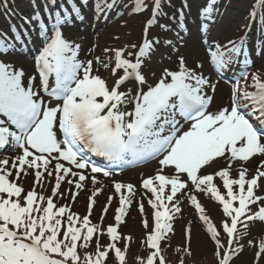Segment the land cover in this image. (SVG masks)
Returning <instances> with one entry per match:
<instances>
[{"label":"snow or ice","instance_id":"6c2138e0","mask_svg":"<svg viewBox=\"0 0 264 264\" xmlns=\"http://www.w3.org/2000/svg\"><path fill=\"white\" fill-rule=\"evenodd\" d=\"M31 3L32 15L21 14L17 24L13 5L0 0L8 19V30L0 29V264H127L133 237L120 225L133 206L147 247L137 264H167L161 244L171 241L189 208L215 264H233L249 248L252 264L264 261V64L252 59L264 56V0H254L245 34L224 44L212 32L218 0L198 9L195 37L187 0L171 17L163 8L172 0ZM149 8L139 42L102 49L94 42L85 50L72 33L88 11L95 26ZM157 25L175 40L152 36ZM253 26L258 38L250 48ZM185 37L193 39L190 48ZM161 47L178 53L174 67L153 68ZM20 56L31 57V71ZM229 73L227 100L213 108ZM150 162L155 169L138 185L115 179ZM89 187L82 214L74 205ZM204 195L221 211L218 222ZM110 209L114 222L105 227ZM193 224L181 226L179 264L196 257Z\"/></svg>","mask_w":264,"mask_h":264},{"label":"rangeland","instance_id":"374dc122","mask_svg":"<svg viewBox=\"0 0 264 264\" xmlns=\"http://www.w3.org/2000/svg\"><path fill=\"white\" fill-rule=\"evenodd\" d=\"M229 3L226 5V10L220 9L219 14L216 16V23L222 24L224 22V25L222 28L218 31L219 33V41L221 40V43L224 44L230 39H237L241 37V32L245 31V26L247 25L249 19V10L253 6L254 0H222V2ZM149 4H151V0L148 1ZM187 3L191 7V14L188 16V21H195L194 23L189 22L188 28L190 32L192 33V36L195 37L197 35V29L200 24V20H198V9L201 8L205 3L206 0H187ZM173 7H168L167 5L164 6L163 11L168 14L169 17L176 14V10L182 6L181 0H172ZM151 8H149V12L137 17H131L129 18L127 15L124 17H118L116 19L109 17L108 21L104 24L98 23L96 24L93 30H95V27L97 25L102 24L103 28L96 31V33H91L90 40L88 42V48L95 42L98 45H100L99 41L103 38H100L99 34H106V36H109L106 42L111 44L112 46H119L123 42H139L141 38L142 29L145 25L146 20L148 19L149 13ZM224 11V15L223 12ZM122 20H127V27H121ZM87 24L92 23V14L86 18L85 21ZM4 18L0 16V25L3 26ZM159 23L162 24H168L171 27H175V24L171 19L162 18L160 19ZM89 25V24H88ZM93 25V23L91 24ZM89 27H91L89 25ZM82 29V30H81ZM84 33L85 28L82 27V25H77L76 28L72 29L73 35H75L74 32ZM159 33L161 38L167 36L168 38H171L175 40V37L173 36L172 32H163L159 29V25L156 26V28L151 30V35L155 36ZM114 34H118L121 37L120 41H112L111 36ZM185 39L188 41V48L191 47L193 43V39L190 37H185ZM217 39V38H216ZM103 42V41H102ZM104 43V42H103ZM180 53H183L185 55H188V51L185 47H181L179 49ZM178 53L171 52L170 49L161 47L159 52L156 54L155 58L153 59V68L158 66L163 67H171V64L174 62L176 63V57ZM201 58H203V52H201ZM191 59V58H190ZM17 60H26L29 64V68L32 67V60L30 57H17ZM261 64H264V56L261 57L259 61H257L256 67H259ZM175 65V64H174ZM205 197V204H211L210 199L207 196ZM80 213H85V203H80L79 205ZM216 207V206H215ZM217 208V207H216ZM191 211V209L189 208ZM212 210V209H211ZM215 211L214 219L218 222L222 218L221 211L217 208ZM94 221H98L99 217L98 214L93 215ZM184 219H192L194 221L193 228L196 229V237L200 241L199 247H196V244L194 243V248L196 249V257L195 259H189L187 257H183L185 260V264H215V258L213 256V247L211 245V242L207 239L205 234L202 232L200 225L198 223H195V217L191 215L190 213H184ZM183 222V221H182ZM108 221H104V226L107 227ZM183 225V224H182ZM121 233L124 235H131L133 237V243L132 246L129 248L127 252V259L129 261H134L137 263V257L146 256L147 254V247L143 244V239L145 235V230L143 229L142 225L141 228H130L127 224H124V226L120 229ZM256 230H254L255 232ZM105 243H107V237L104 238ZM175 241V243H173ZM183 239L182 234L180 235H174L171 241H164L163 243V249L165 254V259L167 260V264H179L180 259L182 258V253L177 252L176 246L182 245ZM167 252V253H166ZM171 253V254H170ZM253 262V249H246L239 257H237L233 264H252ZM260 264H264V261H261Z\"/></svg>","mask_w":264,"mask_h":264},{"label":"bare ground","instance_id":"6f19581e","mask_svg":"<svg viewBox=\"0 0 264 264\" xmlns=\"http://www.w3.org/2000/svg\"><path fill=\"white\" fill-rule=\"evenodd\" d=\"M31 12L33 13V11H29L28 13H31ZM88 24H89L91 27H89ZM88 24H87L86 22H84V23L82 24V27L85 28V32H84V33H79V32H77V31H76V33H75V36H76L77 39L83 44V47L85 48V50L88 48V42H89V40L91 39V38H90L91 33H96L97 30L102 29V28H103V25H102V24H104V23H102V24H100V25H97V26L95 27V30H93L94 27H93V25H91L92 23H88ZM99 36H100V38H103V37H104V40L101 39V40L99 41L100 44H104L105 46L111 45V44H109V43L106 42L107 40H105V39H108L109 36H106V34H102V35L99 34ZM102 41H103L104 43H103ZM103 47H104V46H100L101 49H102ZM19 63L24 64V66H25L26 68H28L29 71H31L30 68L28 67L29 64L27 63L26 60H19ZM208 67H209L208 65L205 66V69L208 68ZM161 68H163V66H158V67H155L154 69L159 70V69H161ZM228 91H229V88H228L227 86H225V85H223V84H220V86H219V88H218V91H217V94H216V102H215V104L212 106L213 108L219 106L221 103H224V102L227 100ZM155 167H156V165L154 164V165H153V168L148 169V170H145V171H141V170H135V171L127 170V171H125V172H123V173H121V174L115 176V179H117V180L129 181V182H132V183L138 185V184H139L140 177L145 176V175H147V174H151V173L153 172V170L155 169ZM104 183L107 184L108 181L105 180ZM90 193H91V188H90V187H89V189H88L87 191H84V192L81 193V195L78 197L77 204L74 205V209H75V210H77V211L80 210V208H79L78 205H79L81 202H83L84 199H85L88 195H90ZM107 195H109V191L106 189L105 192H104L102 195H100V196L98 197V198L100 199V201H101V205H103V204L105 203V199H106ZM201 199H202V202H203V201L205 200V197L202 196ZM203 203L205 204V202H203ZM210 203H211V202H210ZM205 205H206V204H205ZM115 206H116V204H115V201H114L112 207L114 208ZM206 206H207L208 209H210V211H211V215H212V217L214 218V216H215V211H213V209H214V210H217V208H216L212 203H211V204H207ZM211 209H212V210H211ZM185 212L188 214V213H190L191 211H190L189 209H187ZM107 220H108V221H112V220H113L112 210L109 212V215H108L106 221H107ZM186 220H188V219H184V217H183V219H179V218L177 219V222H176V224H175V228H176L175 236H176L177 234L181 236V226H182V224L185 223ZM182 221H183V222H182ZM108 223H109V222H108ZM126 224H127L130 228H138V229L141 228V225H142V223H141V217H140L139 213L136 211L135 206H133V209H132V211H131V213H130V216H129L128 218H126ZM256 231H258V230H256ZM256 231H255V232H256ZM194 232H195V235H196V229H194ZM173 243H175V241H174Z\"/></svg>","mask_w":264,"mask_h":264}]
</instances>
